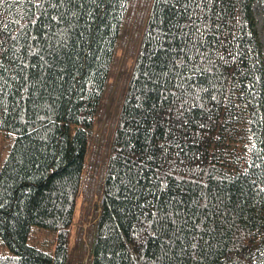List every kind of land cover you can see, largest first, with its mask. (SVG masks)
<instances>
[{
  "label": "trees",
  "instance_id": "1",
  "mask_svg": "<svg viewBox=\"0 0 264 264\" xmlns=\"http://www.w3.org/2000/svg\"><path fill=\"white\" fill-rule=\"evenodd\" d=\"M146 1L0 0V264H264L254 0Z\"/></svg>",
  "mask_w": 264,
  "mask_h": 264
},
{
  "label": "rangeland",
  "instance_id": "2",
  "mask_svg": "<svg viewBox=\"0 0 264 264\" xmlns=\"http://www.w3.org/2000/svg\"><path fill=\"white\" fill-rule=\"evenodd\" d=\"M150 2H151L150 0L146 1V6H148V8L150 6ZM147 10L144 11L142 9V10H139V11L134 13L133 19H134L135 22H137L138 25L141 24V20H143V17H145L148 14ZM254 10H255L257 21H258L259 34H260V37H261V40H262V43H263V47H264V0H254ZM127 45H126V47H127ZM128 61H129L128 65H131L133 60H132V58H130V59H128ZM120 83L123 84L122 81ZM115 87H116V80H115ZM104 122H105V119H104ZM8 145H9L8 139L5 136H3L2 134H0V160L4 157V155L6 153V150L8 148ZM104 162H105L104 159H102L101 160V165H100L101 168H98L97 171H96V169L92 170V168H89L90 167L89 166L87 168V170H86V173H85V176H84V180L85 181H89L90 180V175H93V177H95L96 181H97V179H99L101 181V174L103 172ZM90 169H91V171H90ZM100 183L101 182H99L98 185ZM77 208H78V212H77L76 219H79L80 218L81 209H82V199L81 198L79 199V203H78V207ZM0 250H3V249L0 247Z\"/></svg>",
  "mask_w": 264,
  "mask_h": 264
}]
</instances>
